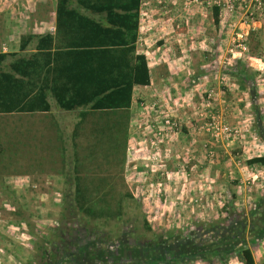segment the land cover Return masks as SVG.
<instances>
[{"label":"crops","instance_id":"crops-1","mask_svg":"<svg viewBox=\"0 0 264 264\" xmlns=\"http://www.w3.org/2000/svg\"><path fill=\"white\" fill-rule=\"evenodd\" d=\"M57 4L58 0H0V54L18 53V58L30 57L35 52V43L21 52L22 38L28 35H54ZM231 28V23L224 22L220 10L209 1L142 0L137 50L146 56L151 83L135 88L126 131L123 132L125 155L122 168L115 165V157L111 158L110 166L102 168L114 175L117 170L122 172L120 176L135 198L133 189L145 188L143 201H149L152 183L155 190L162 191L161 187L164 186L163 191H169L170 200L175 201L173 195L180 187L178 175L181 171L189 174L187 190H190L195 185L196 169L211 167L212 161L205 152V146L211 145V138L195 136L196 125L192 124L194 108L205 109L207 101L211 100L213 109L220 108L230 124L243 130L248 127L245 125L251 126L260 121L257 120L255 107L261 118L264 117V84L258 86L259 90L257 86L256 90H251L247 71L235 69V62L229 58V67L225 66L215 56L221 46L225 56H228ZM249 42H257V46L264 51V26L252 35ZM14 60L16 58H9L5 65ZM244 61L235 64L242 65ZM261 63L260 67L264 66V62ZM260 73L259 77H262V68ZM221 80L228 82L222 84ZM210 91H213V97L208 99ZM155 102H159L164 112L181 118L185 125L182 127L183 133L181 130L163 140L156 163L148 160L153 155L155 139L154 133L146 130V125L153 122L156 116V112L150 110ZM56 105L50 103L51 109L47 112L0 114V203L5 196H18L22 189L50 178L63 181L64 189L74 191L77 147L83 149L94 139L114 137L100 136L99 132L91 130L93 123L98 121V115L88 113L85 116L88 109L65 111L57 102ZM86 117L88 123L84 124ZM250 129L252 134L257 128L254 126ZM146 143L147 152L143 153L141 145ZM230 145L225 146L226 151H229ZM98 158L97 162L86 163V170H90L88 173L101 172L103 158ZM21 164L27 165L28 169H18ZM152 177L158 181L152 180ZM260 198L263 202L264 195ZM249 199L242 201L246 204L250 202ZM250 250L254 264H264V247ZM193 264L208 263L199 261Z\"/></svg>","mask_w":264,"mask_h":264},{"label":"rangeland","instance_id":"rangeland-1","mask_svg":"<svg viewBox=\"0 0 264 264\" xmlns=\"http://www.w3.org/2000/svg\"><path fill=\"white\" fill-rule=\"evenodd\" d=\"M250 43V55L264 62L261 46ZM234 68L248 72L251 90H256V86L259 90L264 84V75L259 77L261 73L255 71L254 61L234 63ZM261 68L264 70V66ZM49 101L57 106L52 96ZM208 111L224 115L218 107ZM200 112V107L194 108L195 136L209 137L199 133ZM256 116L264 129V117L260 113ZM258 122L245 125L248 126L245 130L228 122L241 130V136L234 141L211 138V145L205 146L211 167L196 169L195 185L190 190H187L189 174L181 171L180 187L172 194L175 201L170 200L169 191H163L164 186L159 191L151 183L152 196L146 203L145 188L133 189L141 213H130L128 209L129 213L120 222L87 223L80 216L65 213V204H73L71 190L64 189L63 181L55 178L37 181L22 189L18 196L3 197L0 264H40L44 253V264H193L200 260L189 261L188 256L196 252L206 253L215 264L241 262L235 251L264 247V198L263 202L259 199L264 195V165L249 163L264 156V141L259 138V131L255 129L251 134L250 129L257 128ZM141 146V151L147 152V143ZM69 154L72 155L70 148ZM155 159L153 150L148 160L156 163ZM18 169L28 167L21 164ZM246 198L250 202L245 204L242 200Z\"/></svg>","mask_w":264,"mask_h":264},{"label":"trees","instance_id":"trees-1","mask_svg":"<svg viewBox=\"0 0 264 264\" xmlns=\"http://www.w3.org/2000/svg\"><path fill=\"white\" fill-rule=\"evenodd\" d=\"M141 6L142 0H58L54 35L23 37L21 52L35 43L30 57L0 54V114L50 111L51 95L62 110L88 109L85 116L98 115L91 130L100 136H114L94 139L75 152V188L69 192L73 204H65L64 212L87 223H115L129 212L141 213L137 199L120 176L122 172L117 170L114 175L102 169L110 166L114 157L115 165L122 168L123 132L135 88L151 83L146 56L137 50ZM9 58L16 60L5 65ZM255 111L258 115L256 107ZM87 121L86 117L84 124ZM256 127L264 141L262 125ZM99 156L103 158L101 172L88 173L86 163L97 162ZM249 163L264 165V156ZM235 253L242 263L254 264L250 249ZM45 257L44 253L40 264ZM188 260L215 264L204 252L192 253Z\"/></svg>","mask_w":264,"mask_h":264},{"label":"built area","instance_id":"built-area-1","mask_svg":"<svg viewBox=\"0 0 264 264\" xmlns=\"http://www.w3.org/2000/svg\"><path fill=\"white\" fill-rule=\"evenodd\" d=\"M199 2V1H197ZM210 4L216 6L223 17V21L231 23L230 46L228 56L221 46L216 52V58L227 65V59L237 63L240 60L254 61L256 70L261 71L262 60L250 55L249 41L252 35L264 26V0H212ZM213 66V65H212ZM213 97V91L208 94V99ZM206 108L200 112L202 124L199 126V133L207 134L210 138L221 141H234L241 136V130L232 127L224 115L208 111L212 108L211 100L207 101ZM150 110L156 112L153 122L146 125V130L154 133L152 150L157 160L161 154L163 140L173 137L182 130L181 118L164 112L159 102L152 104Z\"/></svg>","mask_w":264,"mask_h":264}]
</instances>
